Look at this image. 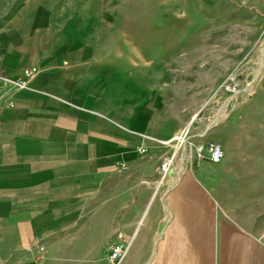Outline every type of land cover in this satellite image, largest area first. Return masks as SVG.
Here are the masks:
<instances>
[{"label": "crops", "instance_id": "obj_1", "mask_svg": "<svg viewBox=\"0 0 264 264\" xmlns=\"http://www.w3.org/2000/svg\"><path fill=\"white\" fill-rule=\"evenodd\" d=\"M102 1L0 4V264H103L124 240L120 264H264V138L214 124L196 143L223 160L179 156L161 181L175 146L148 137L182 127Z\"/></svg>", "mask_w": 264, "mask_h": 264}, {"label": "rangeland", "instance_id": "obj_2", "mask_svg": "<svg viewBox=\"0 0 264 264\" xmlns=\"http://www.w3.org/2000/svg\"><path fill=\"white\" fill-rule=\"evenodd\" d=\"M109 3L119 10L117 33L122 30L127 43L144 55L146 69L134 74L149 80L157 107L176 118L179 129L197 115L192 143L205 138L209 124L218 127L232 117L247 123L252 138H264V0H108L104 5ZM215 116L219 121L213 123Z\"/></svg>", "mask_w": 264, "mask_h": 264}, {"label": "built area", "instance_id": "obj_3", "mask_svg": "<svg viewBox=\"0 0 264 264\" xmlns=\"http://www.w3.org/2000/svg\"><path fill=\"white\" fill-rule=\"evenodd\" d=\"M38 69L30 68L24 71V76L18 79H9L3 78V85L9 86L10 88L23 89L28 86V82L37 76ZM197 115H195L189 122L182 126L180 131L168 137L167 139L158 138V137H148L150 140H153L161 145H173L174 150L172 153H167L161 158V163L158 168V175L160 180L163 181L167 179L170 171H176V168L179 169L183 166L179 165L175 167V159L179 158L182 154L187 157L195 156L197 160L207 158L213 164L220 163L224 157V151L222 145L217 141L207 142L205 144L192 143L190 138L195 136L191 135V127L195 122ZM210 124L207 128H210ZM198 135V134H197ZM145 150L142 149V152ZM126 164L122 163L120 169L125 168ZM130 242L124 240V242L110 244L107 249H105V257L103 258L104 264H120L126 256Z\"/></svg>", "mask_w": 264, "mask_h": 264}, {"label": "bare ground", "instance_id": "obj_4", "mask_svg": "<svg viewBox=\"0 0 264 264\" xmlns=\"http://www.w3.org/2000/svg\"><path fill=\"white\" fill-rule=\"evenodd\" d=\"M227 104H228V102H226L225 103V106H224V108L221 110V114H220V116L222 117L224 114H225V112L227 111ZM219 116V115H218ZM218 116H215L214 117V119H213V123H216L217 121H219V117ZM183 157H184V155H182V160H181V162H180V164H182L183 163ZM179 161V160H178ZM177 167V166H176ZM180 169V168H179ZM181 172V171H180ZM176 179H177V177H176Z\"/></svg>", "mask_w": 264, "mask_h": 264}]
</instances>
